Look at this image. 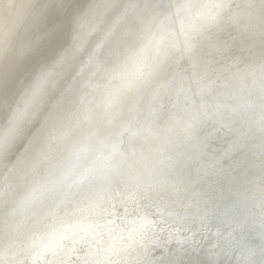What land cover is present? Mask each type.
<instances>
[{"label": "bare ground", "instance_id": "6f19581e", "mask_svg": "<svg viewBox=\"0 0 264 264\" xmlns=\"http://www.w3.org/2000/svg\"><path fill=\"white\" fill-rule=\"evenodd\" d=\"M0 264H264V0H0Z\"/></svg>", "mask_w": 264, "mask_h": 264}]
</instances>
